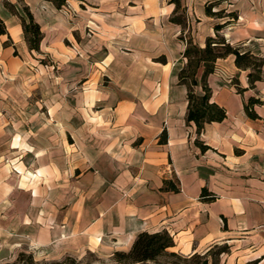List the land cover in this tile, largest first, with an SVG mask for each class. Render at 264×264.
Returning a JSON list of instances; mask_svg holds the SVG:
<instances>
[{"label": "crops", "instance_id": "obj_1", "mask_svg": "<svg viewBox=\"0 0 264 264\" xmlns=\"http://www.w3.org/2000/svg\"><path fill=\"white\" fill-rule=\"evenodd\" d=\"M211 1L0 0V264L22 246L111 256L142 231H166L181 255L219 247L217 264H264V0H230L237 18L221 30L262 57V78L218 58L207 83L225 117L197 134L178 72L187 39L214 36Z\"/></svg>", "mask_w": 264, "mask_h": 264}, {"label": "trees", "instance_id": "obj_2", "mask_svg": "<svg viewBox=\"0 0 264 264\" xmlns=\"http://www.w3.org/2000/svg\"><path fill=\"white\" fill-rule=\"evenodd\" d=\"M52 2L56 7H60L66 0H47ZM176 2V8L179 7L178 0ZM219 4V1L207 2L204 7V12L207 16L213 18H222V9L214 10V7ZM25 19H21L24 37L28 44V47L32 50L38 51L39 42L42 37V33L39 25L33 20V17L29 10L24 7ZM229 18L222 21L215 22L213 25L214 36H208L205 39V45L203 48H199L194 45L191 40L187 39V45L183 52V56L186 58V62L178 72V80L181 84L186 86V98H187V110L185 115L186 122H193L195 124V131L200 134L203 124L210 121H220L225 117V110L217 103L210 101L211 90L207 83V76L214 69V62L218 58H224L228 55L234 57V63L237 67L247 69V78L252 85L256 80L262 78V57H259L249 50L243 49L240 45L231 44L221 34V30L233 22L237 18L235 11L227 13ZM172 20L182 23L180 16L172 17ZM6 33L5 24L0 18V34ZM197 55L192 57V55ZM164 58H162V61ZM199 66H203V71L197 82L195 78L196 71ZM199 84L201 93L196 94L194 87ZM259 100L250 97L249 103H258ZM246 112L249 117H255V113L246 108ZM166 140V131L163 130L160 134L159 141L164 143ZM198 142V139H196ZM199 143V142H198ZM203 148H206L204 145ZM175 190L177 188H174ZM200 198L205 201H212L215 198L214 193L208 191L205 187H202L200 191ZM173 246V241L166 231L149 233L142 231L137 234L131 247L127 251H116L113 256L117 262L128 264H149L148 260H154L156 256L164 253L177 258H182L181 255L170 248ZM209 249L203 254L194 253L188 257H183L187 264H217L218 255L224 250L219 248L217 251L212 252ZM251 264H255L252 262Z\"/></svg>", "mask_w": 264, "mask_h": 264}, {"label": "rangeland", "instance_id": "obj_3", "mask_svg": "<svg viewBox=\"0 0 264 264\" xmlns=\"http://www.w3.org/2000/svg\"><path fill=\"white\" fill-rule=\"evenodd\" d=\"M219 1V4L214 7V10L222 9L221 14L222 18H214L215 22L222 21L224 19L229 18L227 15L228 12L233 11L230 4V0H214V2ZM197 55L193 54L192 57H196ZM48 62L47 59H40L39 63L46 64ZM56 69V68H55ZM103 84L106 83V79H103ZM39 95H37L38 97ZM39 98V97H38ZM42 103V102H40ZM8 119H12V112L6 113ZM23 115L22 113H20ZM34 114V113H33ZM40 119H45L44 109L35 113ZM212 252H215L218 248H211ZM114 254V253H113ZM113 254L111 256H100L95 252L86 251L82 255L75 257L70 255L62 256L58 259H51V257L43 255V254H35L28 247H20V251L16 253V255L7 257L6 259L1 261V264H124L117 262L114 259ZM181 255V254H180ZM181 257H188L185 255H181ZM177 258L175 256H171L169 254H160L156 256L154 260H148L146 263L149 264H187L188 261L185 259ZM128 264H136V263H128Z\"/></svg>", "mask_w": 264, "mask_h": 264}]
</instances>
